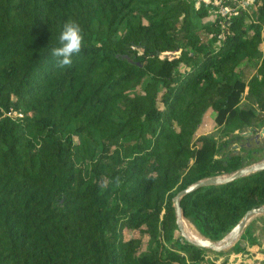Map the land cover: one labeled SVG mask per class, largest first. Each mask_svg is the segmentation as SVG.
Masks as SVG:
<instances>
[{
    "label": "trees",
    "instance_id": "1",
    "mask_svg": "<svg viewBox=\"0 0 264 264\" xmlns=\"http://www.w3.org/2000/svg\"><path fill=\"white\" fill-rule=\"evenodd\" d=\"M69 20L83 47L59 68ZM218 20L202 0H0V264H228L241 245L180 241L171 203L264 154L235 146L264 125V0ZM261 204L264 169L179 201L211 240Z\"/></svg>",
    "mask_w": 264,
    "mask_h": 264
},
{
    "label": "water",
    "instance_id": "2",
    "mask_svg": "<svg viewBox=\"0 0 264 264\" xmlns=\"http://www.w3.org/2000/svg\"><path fill=\"white\" fill-rule=\"evenodd\" d=\"M263 132H264V127L260 129L259 134H262ZM249 134H251L250 130H247L246 132L242 133V135H249ZM263 169H264V157L255 162L246 164L244 166H241L240 168H237L225 174L212 175L197 179L192 183L188 184L187 186H185L184 188H182L181 190L177 191L175 195L171 198V203L174 209L175 224L177 230L179 231L180 239L188 244L200 248H205L213 252L225 251L229 249L231 246H233L238 241L244 229L253 218L257 216H264V204L251 207L245 210V212L241 215V217L224 233V235L221 238L217 240H211L201 235L198 231L197 232L199 233L200 237L197 239H190L185 234L181 222L185 217L183 216V212L180 208L179 201L183 195H185L190 191H194L200 187L229 183L237 178L249 175L253 172L261 171Z\"/></svg>",
    "mask_w": 264,
    "mask_h": 264
},
{
    "label": "rangeland",
    "instance_id": "3",
    "mask_svg": "<svg viewBox=\"0 0 264 264\" xmlns=\"http://www.w3.org/2000/svg\"><path fill=\"white\" fill-rule=\"evenodd\" d=\"M209 114H210L209 111L204 114L201 123L199 124V126L196 129V132L193 135V138H196L197 136L202 135V134H207V133L212 132L213 123H212V119ZM258 131L260 130L255 131V133H258ZM263 157H264V154L258 159H261ZM254 224L256 225L258 229L259 228L263 229V232H261V235H259L257 238L258 244H250L247 240H246V243L243 244L239 238L238 241L233 246H231L229 249L234 248L236 244H241V245L243 244L241 249L236 253L228 252L226 253L227 255H225V256H228L230 260V264H264V262H262L264 260V252L260 251L264 247V227H261L262 225L261 220L254 221ZM132 234L135 235L136 233L133 232ZM177 235H178L179 240L183 241L180 239L178 230H177ZM252 248H254L255 250H252Z\"/></svg>",
    "mask_w": 264,
    "mask_h": 264
},
{
    "label": "clouds",
    "instance_id": "4",
    "mask_svg": "<svg viewBox=\"0 0 264 264\" xmlns=\"http://www.w3.org/2000/svg\"><path fill=\"white\" fill-rule=\"evenodd\" d=\"M83 42L80 24L73 20L67 21L58 37L59 46L51 49V55L57 58V67H70L73 63L72 57L81 52Z\"/></svg>",
    "mask_w": 264,
    "mask_h": 264
},
{
    "label": "built area",
    "instance_id": "5",
    "mask_svg": "<svg viewBox=\"0 0 264 264\" xmlns=\"http://www.w3.org/2000/svg\"><path fill=\"white\" fill-rule=\"evenodd\" d=\"M208 3L211 7V12L217 16L220 26L223 22L229 19L231 16L237 14L239 9L245 8L246 5L250 4L252 0H202ZM218 37H222L221 34ZM7 115L20 116L21 114L15 111H9Z\"/></svg>",
    "mask_w": 264,
    "mask_h": 264
},
{
    "label": "flooded vegetation",
    "instance_id": "6",
    "mask_svg": "<svg viewBox=\"0 0 264 264\" xmlns=\"http://www.w3.org/2000/svg\"><path fill=\"white\" fill-rule=\"evenodd\" d=\"M262 127H264V125ZM259 132L260 131H258V133L251 132V134H249L248 136H244V138L240 139V141L237 142L235 146H242V145L249 146L251 145V143L249 142H252V144L254 143L256 145L264 146V132L263 134H259Z\"/></svg>",
    "mask_w": 264,
    "mask_h": 264
},
{
    "label": "bare ground",
    "instance_id": "7",
    "mask_svg": "<svg viewBox=\"0 0 264 264\" xmlns=\"http://www.w3.org/2000/svg\"><path fill=\"white\" fill-rule=\"evenodd\" d=\"M183 230L185 234L190 238V239H197L200 237L199 233L197 230L193 227V225L187 221L185 218L181 221Z\"/></svg>",
    "mask_w": 264,
    "mask_h": 264
},
{
    "label": "crops",
    "instance_id": "8",
    "mask_svg": "<svg viewBox=\"0 0 264 264\" xmlns=\"http://www.w3.org/2000/svg\"><path fill=\"white\" fill-rule=\"evenodd\" d=\"M240 240L242 241L243 244L246 243V239H244V240L240 239ZM243 244H242V245H243ZM240 245H241V244H240ZM242 245H241V247H242ZM263 249H264V247H263ZM252 250H255V249L252 248ZM252 252H254V251H252ZM231 253H233V252H231ZM225 255H227V254H224V255H222V256H219V257L217 258V261H220V260H222L223 258L226 257L228 264H230V260H229L228 256H225Z\"/></svg>",
    "mask_w": 264,
    "mask_h": 264
}]
</instances>
